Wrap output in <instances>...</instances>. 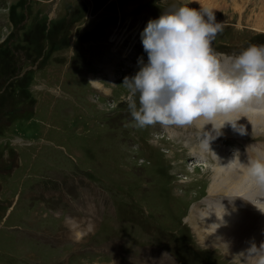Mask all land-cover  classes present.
<instances>
[{"label":"rangeland","instance_id":"374dc122","mask_svg":"<svg viewBox=\"0 0 264 264\" xmlns=\"http://www.w3.org/2000/svg\"><path fill=\"white\" fill-rule=\"evenodd\" d=\"M181 4L222 22L225 69L264 44V0H0V264H241L251 246L228 249L216 205L233 194L208 189L222 155L262 156L264 132L228 127L208 147L193 122L138 126L123 84L147 60L146 22ZM195 206L206 244L185 221Z\"/></svg>","mask_w":264,"mask_h":264},{"label":"clouds","instance_id":"9594fccd","mask_svg":"<svg viewBox=\"0 0 264 264\" xmlns=\"http://www.w3.org/2000/svg\"><path fill=\"white\" fill-rule=\"evenodd\" d=\"M222 30L212 9L188 4L146 22L140 38L147 60L140 57L138 70L123 79L138 126L186 125L200 116L211 122L218 114L236 111L253 96H264V44L249 43L229 57L230 67L225 69L221 54L212 48ZM248 173L264 189V160H252ZM242 255L241 264L249 258L264 264V243L258 248L252 245Z\"/></svg>","mask_w":264,"mask_h":264},{"label":"bare ground","instance_id":"6f19581e","mask_svg":"<svg viewBox=\"0 0 264 264\" xmlns=\"http://www.w3.org/2000/svg\"><path fill=\"white\" fill-rule=\"evenodd\" d=\"M109 78L111 79V81L116 79L113 72L111 73L109 72ZM245 103L246 105L247 104L254 105L255 107L250 108L247 106H241L236 111L228 113L226 115L218 114L215 117V119L212 120L211 122H209L206 117L200 116L194 119L193 123L196 125V127H198V129L201 130L202 133H204V129L208 131L207 135L206 133H204L206 137L208 136L207 139L205 140H208L211 137L212 139H214L216 136L218 137L219 135L226 138L232 137L231 135H233L234 132L228 131L227 130L228 127L229 128L232 127L233 130L237 129L238 132L240 133V135L239 134L238 135L241 137L252 136L258 139L259 137H262L259 131L264 132V96H259V97L253 96ZM222 124L223 126L221 127ZM201 125H203V127H201ZM212 139L209 140L210 146L213 145ZM204 142L205 141L203 140V142H200L199 145L204 146ZM254 146L255 147L253 148V152H251V148L249 149L247 144H244V148L239 147L234 151H230L224 157L222 155L221 156L222 161L219 164L220 166L219 169L223 170V172L221 173L218 171V169L217 170L215 169L216 175L214 177L213 183L210 185L211 191H210V187L208 189L210 193L212 192L215 193L212 195H217L220 193H225V194L230 193V195L233 194L232 197L228 195H227L228 197L225 196L216 197V199L220 198L219 200L221 201L220 203H216V205L222 204L221 207H228L231 210L229 212L230 215H228V212L223 209L218 210V212H222L228 216L227 217L221 215L218 217V220L222 225L223 238L227 240V242L230 239V237L233 239V241L230 243V247H228L229 250L234 249L233 247L236 248L241 246L244 249H247L249 245L252 246L251 244L255 245L258 248L260 247L261 243H264V189H260L255 184L253 178L250 177L248 173V166L252 160L254 159L264 160V145H262L263 154L261 157L258 156L260 155L259 153L260 145L254 144ZM196 147L199 146L197 145ZM213 148L216 150V145H214ZM199 150L201 152L199 154V157L200 156L203 157L204 150L201 149L200 147ZM240 150H244L243 154H245L246 150H250L249 153L247 152L249 158H247V154H245L244 163H242L241 161L242 154L240 155ZM218 156H220V154ZM223 185H225L226 187H224ZM234 203L236 204V206L229 207L230 204L233 205ZM256 205L261 206L263 210L261 212H256L254 210L256 208ZM196 208L197 206L192 207L190 209L189 214L187 216L185 215L186 216L185 221L194 224L193 232L195 234L197 233L198 239L203 244H206L207 242L205 238L206 236H212L211 230L213 228V225L211 221L208 219L207 220L199 219L196 216L198 215L196 213L197 211ZM213 210L215 211L216 209ZM64 225L70 226L71 222H68L66 220V222H62V227H64ZM77 239H79V237ZM207 241L212 243V240H208V238ZM210 248L211 250L215 249V252H218L217 246L210 245L209 249ZM248 260L252 262V264H255V261L253 259L249 258ZM169 262L172 263V261L170 260Z\"/></svg>","mask_w":264,"mask_h":264},{"label":"flooded vegetation","instance_id":"af4514ba","mask_svg":"<svg viewBox=\"0 0 264 264\" xmlns=\"http://www.w3.org/2000/svg\"><path fill=\"white\" fill-rule=\"evenodd\" d=\"M78 13V12H77Z\"/></svg>","mask_w":264,"mask_h":264}]
</instances>
